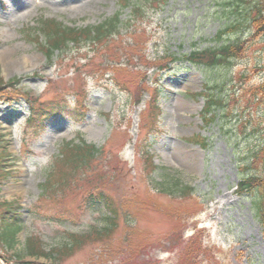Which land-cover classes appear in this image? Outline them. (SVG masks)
Returning <instances> with one entry per match:
<instances>
[{
	"label": "rangeland",
	"instance_id": "1",
	"mask_svg": "<svg viewBox=\"0 0 264 264\" xmlns=\"http://www.w3.org/2000/svg\"><path fill=\"white\" fill-rule=\"evenodd\" d=\"M214 1L167 0L123 28L109 44L95 49L77 47L66 56L54 57L49 64L31 39L37 23L53 19L68 27H90L117 12L126 21L129 8L123 9L118 0H0V55L6 58L0 62V80L4 85L18 80L43 102L75 92L83 100L88 95V108L80 107L82 112L88 109L86 118L80 119L82 123L54 118L31 144V154L21 149L23 139L36 137L23 124L29 116L27 104L0 102V153L12 155L5 163L12 174L0 178V201L18 203L26 209L20 216L25 228L14 249L20 258L0 244V264L34 262L25 255L27 238L41 242L43 249L50 251L66 240L67 233L88 234L91 228L102 227L105 213H85L80 197H74L77 193L82 197L88 188L95 191L99 183L103 186L99 189L105 190L125 215L132 212L139 218L138 229L145 230L137 264H188L191 259L187 253L194 247L199 264H264V228L252 202L237 191L239 169L235 148L230 146L239 139L230 141L219 127L204 126L200 117L203 99L191 94L201 93L211 75L183 61L194 44L201 49L212 45L209 40L222 25L211 15ZM255 51L232 70V77L245 71L251 88L264 84V75L252 72L260 58V47ZM24 59L29 60L27 64ZM174 61L178 63L172 64ZM218 74L212 72V78ZM127 78L129 84L124 81ZM158 87L163 89L162 110L152 123L150 103ZM138 90L140 104L134 96ZM249 98V104L258 108L259 95L254 101ZM68 101L72 105L74 97ZM255 111L252 126L256 128L260 114ZM197 136L207 138L210 147L201 149L190 142ZM80 140L100 148L101 156L65 193H57L52 199L43 196L42 186L64 145ZM182 150L184 155L176 157ZM165 175L190 185L196 190L195 196L171 199L159 194L153 182H161ZM39 205L45 211L63 207L78 221L67 227L44 223L28 212L29 207ZM122 218L111 242L89 244L63 264H98L100 256L99 264H124L121 243L127 236V224ZM178 236L181 242L168 241ZM112 245L117 252L108 257L106 248ZM36 264L52 262L41 258Z\"/></svg>",
	"mask_w": 264,
	"mask_h": 264
},
{
	"label": "trees",
	"instance_id": "2",
	"mask_svg": "<svg viewBox=\"0 0 264 264\" xmlns=\"http://www.w3.org/2000/svg\"><path fill=\"white\" fill-rule=\"evenodd\" d=\"M118 2L123 9L129 8L130 10L129 19L126 21L122 20L123 14L120 12L110 19H104L96 26L80 28L68 27L61 22L47 19V21H40L36 28H32L36 35L32 38L29 36V38L34 40L36 48L44 54L49 63L54 60L55 56H66L77 47L95 49L109 44L121 35L120 32L123 31V28L130 26L131 22L137 18H144L154 7L163 6L167 0H118ZM212 5L210 10L213 13L211 15L217 22L222 23L216 34L209 40L212 45L201 49L200 46L194 44L189 54L184 55L185 61L198 68L202 67L206 74L211 75L210 78L207 76L203 91L191 96L195 99H203L204 108L200 117L206 128L216 126L230 141L239 139L235 144L231 143L230 146L235 148V159H237V169H239L237 191L242 197L252 202L256 218L264 228V84L251 88L248 83L249 76L245 71L232 77L235 64L249 57L253 50L256 54L257 47H260L261 50L260 58L255 60L256 64L252 72L264 75V0H215ZM124 55L132 60V57L127 53ZM212 72L219 74L212 78ZM124 81L129 84L128 78ZM120 86L121 90L125 91L124 86ZM139 90L134 93L136 103L141 100V95H138ZM161 93V90L157 89L152 95L149 113L152 123L156 122L161 111ZM17 95L19 93L15 83L4 85L0 80V99L14 101L18 99ZM75 95L78 96L77 101H80L76 108L71 107L64 100L56 104L51 103L48 106L40 105L42 108L39 106V109L32 105V115L27 120V125L30 128L32 125L40 128L44 120L58 113H66L72 117H78V120L82 119L84 112L79 106H83L85 100L79 93L75 92ZM257 95L259 98L256 106L259 107L254 109L249 104L251 101L249 97H252L254 101ZM25 96L30 97L27 93ZM255 110L260 114V126L256 128L252 126L256 116L254 115L256 114ZM191 141L199 145L201 149L210 147L208 139L204 137L197 136ZM240 141L245 144L244 148ZM101 153L102 150L97 146L81 140L79 143H66L61 156L56 158L54 162L56 164H53V168L46 177L47 180L42 186V195H48V198L52 199L57 193H65L66 190L72 188L79 175H83L86 170L89 171L94 166L93 164L101 156ZM9 157L8 153L4 155L0 153V178H5L4 175L11 173L6 170L10 165L5 166L6 158ZM162 178L161 182L155 181L154 183L152 180L156 185L155 190L159 194L166 195L171 199H191L195 196L196 190L190 185L182 183L176 178H168L167 175ZM100 187L103 186L99 183V187L93 188L95 191L88 188L82 192V197L78 193L74 197H80L81 206L86 209L85 213L102 211L106 214H104L105 219L102 227L91 228L92 231L88 234L67 233L66 240L50 251L43 249L41 242L29 238L26 241L28 252L25 250V255L36 259L43 257L51 261L52 264H63V261L74 256L89 244L111 242L110 238L118 230L120 222L123 220L122 217H125L127 236L121 243L124 252L122 260L124 264H137L136 258L140 255L137 251L146 235L145 230L138 229V217L132 212L131 215H125L126 212L124 213L122 207L118 206L105 190L99 189ZM58 190L61 191L58 192ZM19 210L20 207L16 203L0 201V244L2 248L6 247L13 252L18 244V234L22 230ZM33 211L40 214L38 216L42 220L59 226L67 227L77 222V217H72L70 212L63 207L56 208L55 211H45L40 210L38 206ZM48 213H51L52 216ZM181 240L182 238L178 236L177 239L168 241L175 244ZM196 251L197 248H190L187 254L191 262L188 264L201 262L198 256H195ZM111 252H117L113 245L111 249L106 248L108 257ZM16 256L20 258L19 255ZM192 257H195L194 261ZM102 259L103 257L100 256L98 264Z\"/></svg>",
	"mask_w": 264,
	"mask_h": 264
},
{
	"label": "bare ground",
	"instance_id": "3",
	"mask_svg": "<svg viewBox=\"0 0 264 264\" xmlns=\"http://www.w3.org/2000/svg\"><path fill=\"white\" fill-rule=\"evenodd\" d=\"M6 57V56H5ZM5 59L6 58H4V60H3V58H2V56L0 55V62H3L4 63V61H5ZM28 59L26 60V59H24V62L27 64L28 63ZM183 153H185L183 150L182 151H177V154L175 155L176 157L177 156H179L180 157V155H184ZM186 156H188V155H186Z\"/></svg>",
	"mask_w": 264,
	"mask_h": 264
}]
</instances>
